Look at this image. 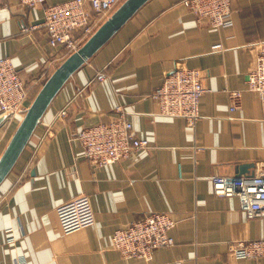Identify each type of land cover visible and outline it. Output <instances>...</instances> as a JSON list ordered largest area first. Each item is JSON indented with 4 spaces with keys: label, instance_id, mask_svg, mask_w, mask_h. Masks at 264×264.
<instances>
[{
    "label": "crops",
    "instance_id": "1",
    "mask_svg": "<svg viewBox=\"0 0 264 264\" xmlns=\"http://www.w3.org/2000/svg\"><path fill=\"white\" fill-rule=\"evenodd\" d=\"M233 12L232 26L217 28L199 21L182 0H148L73 73L0 184L3 264L20 255L30 264H264V257L236 258L229 248L231 241L263 237L264 216L247 217L237 197L214 193L209 178L264 170V101L246 84L264 42V0H233ZM43 20L44 6L0 0V57L20 71L27 108L71 54L51 46L43 27L21 28ZM185 68H200L207 89L194 125L159 114L150 95L166 74ZM101 70L103 80L96 78ZM233 89L242 90L235 110ZM118 105L150 147L94 165L78 132L117 116ZM23 116L13 119L7 144ZM81 194L90 195L96 223L63 233L57 206ZM150 212L176 219L175 244L156 249L152 260L122 256L111 243L114 231Z\"/></svg>",
    "mask_w": 264,
    "mask_h": 264
},
{
    "label": "built area",
    "instance_id": "2",
    "mask_svg": "<svg viewBox=\"0 0 264 264\" xmlns=\"http://www.w3.org/2000/svg\"><path fill=\"white\" fill-rule=\"evenodd\" d=\"M28 7L44 6V20L22 30L43 27L53 47L61 46L67 53L79 47L94 33L99 25L121 4L123 0H66L47 4V0H20ZM195 13L199 21L224 28L234 23L233 0H182ZM221 44L214 48H221ZM96 78H106L104 70L97 72ZM247 89L258 93L264 101V42L257 57V63L246 77ZM207 91L202 81L200 68L176 69L166 74L160 85L150 93L159 104V114L183 117L194 125L201 117L200 101ZM235 110L239 106L242 90L229 91ZM29 97L20 71L10 57H0V116L9 113L0 127L8 126L18 115H24ZM117 116L84 127L78 137L84 145V156L97 166L113 163L131 157L134 153L150 147L147 138L138 137L133 123L128 118L123 105L116 107ZM67 114V108L60 111ZM213 191L218 196H235L240 208L249 218L264 216V170L253 175L229 176L214 174L209 177ZM63 233L92 226L96 223L95 210L90 195L81 194L56 209ZM177 221L169 212H150L142 219L132 221L127 226L116 229L112 235V246L124 257H140L152 260L155 250L175 244L171 233ZM8 230V229H7ZM9 231V230H8ZM11 236L9 243L14 242ZM230 251L236 258L259 259L264 257V236L254 239L231 241ZM0 264H3L0 258ZM14 264H30L25 255L16 258Z\"/></svg>",
    "mask_w": 264,
    "mask_h": 264
},
{
    "label": "water",
    "instance_id": "3",
    "mask_svg": "<svg viewBox=\"0 0 264 264\" xmlns=\"http://www.w3.org/2000/svg\"><path fill=\"white\" fill-rule=\"evenodd\" d=\"M148 0H124L119 7L72 52L42 85L0 156V184L26 147L46 109L67 80L107 42ZM9 113L0 116V126Z\"/></svg>",
    "mask_w": 264,
    "mask_h": 264
},
{
    "label": "rangeland",
    "instance_id": "4",
    "mask_svg": "<svg viewBox=\"0 0 264 264\" xmlns=\"http://www.w3.org/2000/svg\"><path fill=\"white\" fill-rule=\"evenodd\" d=\"M33 95H34V92L31 93V96H33ZM12 121L9 123L8 126L6 125L4 127L3 126L0 127V154L2 153L3 149L5 148L7 141H8V139H9V137L13 131V128L16 125V122H14V120H12ZM12 123H13V125H12Z\"/></svg>",
    "mask_w": 264,
    "mask_h": 264
}]
</instances>
